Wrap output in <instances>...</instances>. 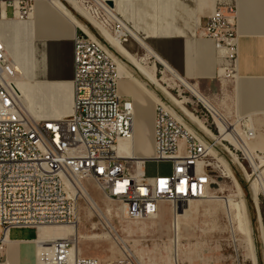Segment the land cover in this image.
I'll use <instances>...</instances> for the list:
<instances>
[{
	"label": "built area",
	"instance_id": "1",
	"mask_svg": "<svg viewBox=\"0 0 264 264\" xmlns=\"http://www.w3.org/2000/svg\"><path fill=\"white\" fill-rule=\"evenodd\" d=\"M34 3L0 0V17L3 13L13 17L18 9L20 17L27 18ZM88 6L110 33L124 43L131 41L132 30L121 16L94 2ZM238 16L235 0H219L199 24V34L224 49V80L216 75L221 84L216 95L204 93L196 80L186 79L201 94L172 76L162 81L165 86L149 83L158 97L156 153L142 163L126 157L127 150L119 147L120 139L132 134L134 101L118 91L116 57L125 65L132 63L98 28L84 18L76 29L75 111L61 119H41L27 112L16 85L20 73L0 40V261L11 229L33 228L38 234L43 225L78 221L75 194L83 180L95 181L108 198L125 206L131 219L158 215L164 201L178 212L191 200L218 191L232 195L234 181L246 187L251 198L254 119L228 104V83L238 68ZM149 161L167 162L170 172L158 169L149 175ZM228 168L232 176L226 173ZM255 210L256 262L237 246L236 264H264V216ZM44 245L37 248L36 264H104L99 256L76 252L72 238L47 240ZM118 264L140 263L124 254Z\"/></svg>",
	"mask_w": 264,
	"mask_h": 264
},
{
	"label": "bare ground",
	"instance_id": "2",
	"mask_svg": "<svg viewBox=\"0 0 264 264\" xmlns=\"http://www.w3.org/2000/svg\"><path fill=\"white\" fill-rule=\"evenodd\" d=\"M100 8H104L107 13L110 14L112 12V15L117 14L123 18L121 15L122 10V1L121 0H111L114 2L113 5H110L108 1L110 0H95ZM106 1V2H105ZM124 1V0H123ZM169 0H155V3L160 2H167ZM180 0H175V6H163L162 10L164 11H172L176 8V2ZM186 1V0H185ZM189 1V0H187ZM194 1V0H193ZM196 2H201V0H195ZM204 1V0H203ZM206 1V0H205ZM218 1L219 0H214ZM74 8L80 15L85 17L90 23H92L96 28H98L102 34L105 36V38L112 43V45L123 55L125 56L142 74L146 75L148 78V86L149 83H152L154 85L159 86H165L163 85L162 81L163 79H158V75L156 76V69H157V62L161 63L166 66L167 70L173 74L176 78H179L182 83H184L188 88L196 92L197 94H201L196 88L193 87V85L186 81L184 77L178 73L174 67L171 65V50L174 45L170 44V40L168 39H155V38H148L149 35L147 34H139L136 32L131 25L127 22L128 26L132 30V38L131 40H138L141 44H143V47L146 48L148 51V54L152 55L156 61L151 64V67L148 68L145 65L141 63V59L137 56L136 52L134 53L132 50H130L127 45V43L122 42L117 36H114L112 33L108 31L102 24V22H98L96 17L92 14V12L88 11L86 8H84L79 1L72 0L71 1ZM48 3V5L59 14V17L63 20L64 24L67 25V29L62 37H64V40L67 43V56H68V68L69 72L66 75V89H64V86L56 85V58L54 54L50 51L48 53L47 58L36 57L37 51L35 48H32V45L28 46L29 39L27 40L26 37V27L32 26L38 22V20L41 18L40 13L38 12V9L41 8L40 6L42 4ZM214 3V2H213ZM4 5L3 11L5 9V3H2ZM200 6H198L199 14L201 13V9H199ZM207 7V6H206ZM203 8V7H202ZM208 8V7H207ZM206 8V9H207ZM204 9V10H206ZM208 10V9H207ZM114 11V13H113ZM116 11V12H115ZM203 11V10H202ZM205 12V11H204ZM14 18V19H13ZM200 19V17H199ZM198 19V20H199ZM26 20V21H23ZM102 24V25H101ZM82 25V23L79 22L77 17L69 10V8L61 1V0H35L33 8L30 10L28 18L22 19L20 17V14L18 13V9H16V15L13 17H7L4 13L2 17H0V40L2 41L4 48L7 52V54L13 59V61L16 64V68L19 71V76L16 79V85L18 88L19 95L21 97L22 102L24 103L27 112L34 116V117H52L57 116L58 119L68 117L72 115L75 111V102H74V89H73V79H72V59H71V48L68 41H71L73 34L75 32V29ZM170 35V34H168ZM202 35V34H201ZM203 36V35H202ZM151 37V36H150ZM205 37V36H204ZM37 39V38H36ZM161 41V42H160ZM71 43V42H70ZM172 43V42H171ZM34 46H37L36 40L32 42ZM128 47H127V46ZM217 48V47H216ZM46 51V50H45ZM44 51V52H45ZM218 63H219V70L224 72V67L220 69V63L224 60V49H218ZM47 54V52H45ZM147 54V53H146ZM147 57V55H146ZM145 57V58H146ZM58 64L60 63L61 58H57ZM141 60V61H140ZM116 62L118 64L119 69V83L120 81L123 83L124 81L130 82L135 89H137L138 92L141 94L143 93L147 97L152 100L151 104H155L158 101V97L153 91V89L149 86V88L146 86L144 81H142L139 77L135 76L132 71H128L125 64L122 62L120 58L116 57ZM42 69L46 70L47 77L44 80H38L36 79L37 75L36 73L41 71ZM219 73V76L223 80V73ZM48 84H53L54 88H52V91L49 92L45 89V86ZM126 87V86H125ZM166 88V87H163ZM67 92V94H65ZM141 97V96H140ZM137 98L138 100L140 99ZM136 99V104L138 106L136 107V104H134V120H133V129L132 134L130 137L122 138L119 141V147L121 149L127 150L126 157L132 158L138 163H142L144 160L149 158H154L156 153V144H155V115H154V123H153V114L152 110L153 107L151 106H144L142 107L141 104H144ZM134 101V100H133ZM135 102V101H134ZM133 102V103H134ZM208 102V101H207ZM141 103V104H140ZM148 103V102H147ZM209 103V102H208ZM153 104V105H154ZM151 107V109H150ZM156 108V107H155ZM136 109V110H135ZM57 110V111H54ZM54 113H49V112ZM154 111V110H153ZM238 111V109H237ZM238 113H240L238 111ZM241 114V113H240ZM252 119H254V141L257 140L258 137V116H261L259 114H248ZM264 115V114H262ZM257 124V125H256ZM252 144V142H251ZM252 149L254 148L253 145H251ZM252 158V157H251ZM252 161L254 162V172H256V177L251 178L249 185V189L251 192V198L253 200V205L255 209L257 208L261 216V207L260 205V195L264 196V158L259 160V162L256 160V158H252ZM230 176L231 171L228 168V171H226ZM250 174V172H249ZM251 175V174H250ZM88 183V180H85ZM236 186V192L237 197L239 198L238 202H233V207L237 210V214L235 217L237 220V223L234 224L236 227L234 228L233 233L236 230H238V233H241L244 236V240L246 244L248 245L249 250V257L247 252L246 256L248 258H254L255 260V250H256V243H255V237L253 233V225L251 216L249 213V206L247 202V198L245 195L244 188L240 184L239 181H234ZM78 192L84 193V195H87L90 197V201L92 205L94 206V212L95 214L102 217H105L106 212H104V208L100 206V204L95 201L94 196L92 195V192L86 188L85 186H82V188ZM215 195H209L205 198L200 199H194L191 200L189 203L181 206V208L176 212V207L174 204L169 202L170 204V213L173 215V217L178 218L184 217L185 213L188 215V210L186 211V207H188L192 202L206 199L209 197V199L214 198ZM109 200H112L105 197ZM230 203L228 205L230 206ZM122 212L126 214L125 206L122 204ZM162 204H160V212L162 211L161 208ZM261 206V207H260ZM231 207V206H230ZM111 209H107V212ZM159 212V213H160ZM229 214V213H228ZM232 215V214H231ZM230 216V214H229ZM232 218V216H231ZM143 219V218H140ZM233 221V220H232ZM105 226L109 227V233L111 231L117 232V229L115 226H113L112 222L110 220H106ZM94 228V227H93ZM107 234V233H106ZM104 235V234H103ZM111 236V235H110ZM109 237V235H108ZM60 238H72L76 241L75 250L76 252H81V240L82 238H101L100 234L92 233L89 235H84L81 230V226L79 224V221H76L73 225H43L40 226L38 229V235L34 243L36 244L37 248L41 250L45 245L44 242L47 240H55ZM238 240V239H237ZM10 241L7 239L6 244H8ZM112 248H115V244L112 245ZM125 255H132V252L128 251L127 249L122 250ZM178 246L177 242L175 244L174 248V262L175 264L178 263ZM118 264V263H116Z\"/></svg>",
	"mask_w": 264,
	"mask_h": 264
},
{
	"label": "crops",
	"instance_id": "3",
	"mask_svg": "<svg viewBox=\"0 0 264 264\" xmlns=\"http://www.w3.org/2000/svg\"><path fill=\"white\" fill-rule=\"evenodd\" d=\"M121 1L123 2L121 15L136 32L141 35L147 34L149 35L148 38L170 40V44L174 45L171 50V65L182 77L185 76V79L198 81L201 90L206 94H217L221 86L216 78L219 69L218 51L213 39L197 34L202 16L210 14L217 1L201 0L198 3L195 0H180L176 2V8L172 11H164L162 7L175 6V0L160 3H155V0ZM235 1L239 15V55L237 76L228 83V104L233 105L242 114L262 115L264 114V0ZM198 6L201 9L200 14ZM40 7L38 12L41 18L35 26L26 27V37L30 42L28 46L32 45L33 49L40 50V54H38L39 52L36 53L38 58L39 55L47 58L50 51L54 54L57 63L55 69L56 85L64 86L63 88L66 89V75L69 72L68 46L62 36L66 33L64 29H67V25L48 3H44ZM76 29L71 41H68L71 48L72 79H74V36ZM34 40L37 43L36 47L32 44ZM57 58H61L59 64ZM42 70L36 73V79L44 80L47 77V72L44 70L45 73L42 74ZM118 91L122 96L133 97L134 104L137 102L136 99L141 96V93L127 81L123 83L120 81ZM140 100L143 103L141 97L138 101ZM151 101L149 98L148 103L145 104L151 106L153 102ZM137 106L138 104H136ZM152 113H154V123L155 111ZM38 118L58 119L59 117ZM257 126L262 127L263 125L258 123ZM252 145H254V140H252ZM146 168H149V162H147ZM13 229L10 231L8 238L10 242L6 244L0 264H36L37 246L34 241L38 235L37 231L35 230L36 236L33 237L13 238L11 236Z\"/></svg>",
	"mask_w": 264,
	"mask_h": 264
},
{
	"label": "rangeland",
	"instance_id": "4",
	"mask_svg": "<svg viewBox=\"0 0 264 264\" xmlns=\"http://www.w3.org/2000/svg\"><path fill=\"white\" fill-rule=\"evenodd\" d=\"M61 1L72 11L79 22L82 23L81 21L84 20L85 17L76 11L71 2L72 0ZM77 1L90 12L91 9L88 5L91 4V2H94L98 6L95 0ZM94 16L96 17V15ZM204 17L205 16H202L201 21L204 20ZM96 19L100 22L97 17ZM197 34H199V28ZM127 45L126 46L134 53H138H136L137 56L146 67L150 68L153 61H156L152 55L148 54V51L143 47L140 41L131 40ZM220 64L221 69L224 66L222 63ZM125 66L128 71H132L135 76L144 81L149 88L148 82L139 74L137 68L128 63ZM161 70L164 71L162 75L160 72ZM45 71L43 69L42 74H44ZM221 72L222 71L219 70V73ZM155 73H157L156 76L158 75V79H161L160 77L163 76L164 81L168 76L175 77L167 70L166 66L164 67L159 62H157ZM52 88H54L53 84L45 86V89L49 92L52 91ZM141 99L144 103L142 105L144 108L149 98L141 94ZM153 104H151V107H153L155 111L156 103ZM258 123L263 126L258 127V137L257 140L254 141L253 149L254 157L259 162V160L261 161V159L264 158V115L258 116ZM158 169L160 173L166 174L170 172V165L164 161H149V168L147 169L149 175L157 174ZM256 174L257 173L254 172V178ZM82 186H85L92 192L95 201L104 208L106 214L105 217H98V215L95 214L97 211L94 212L95 208L90 201V197L76 190L75 196L78 200L79 211L78 221L82 233H84V235L92 233L101 235V238L95 239L82 238L81 252L84 255L99 256L103 259L104 264L118 263L125 254L122 251L124 249L132 252V256L140 264H175L174 248L176 242L179 252V264H236L235 248L237 246L240 247V251L243 253L246 251L249 257L248 245L244 240V236L238 233L236 229L234 233L232 231L234 230L232 227H235L234 224L237 223L235 218L237 217V210L232 205L233 202H238L239 200L236 189L232 192V195H228L229 192L227 191H218L214 198L209 199L208 197L192 202L186 207V211L188 210L189 212L188 215L185 213L184 217H173L169 212V202L164 201L160 203L162 204V211L158 215L143 219H131L122 212L123 206L120 202L105 198L106 195L95 181L90 179L87 183L83 180L78 189L80 190ZM243 188L249 206V213L252 217V225L255 229L256 210L255 207L254 209L252 207L253 200H251L252 198H250L246 187ZM260 198V205H262V207L260 206L261 212L264 216V196L260 195ZM229 202H231V207L228 205ZM107 209L111 210L107 212ZM107 219L112 222L117 232L111 231V233H109L110 228L105 226ZM11 236L13 238L33 237L36 236V233L33 228H14L11 232ZM254 237L255 243L258 246L256 235H254ZM113 244H115V248H112Z\"/></svg>",
	"mask_w": 264,
	"mask_h": 264
},
{
	"label": "water",
	"instance_id": "5",
	"mask_svg": "<svg viewBox=\"0 0 264 264\" xmlns=\"http://www.w3.org/2000/svg\"><path fill=\"white\" fill-rule=\"evenodd\" d=\"M108 3L110 4V5H113L114 4V2L113 1H108Z\"/></svg>",
	"mask_w": 264,
	"mask_h": 264
}]
</instances>
